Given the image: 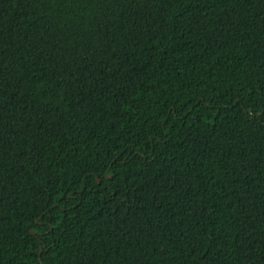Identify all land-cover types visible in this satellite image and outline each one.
<instances>
[{
  "label": "trees",
  "instance_id": "1",
  "mask_svg": "<svg viewBox=\"0 0 264 264\" xmlns=\"http://www.w3.org/2000/svg\"><path fill=\"white\" fill-rule=\"evenodd\" d=\"M0 264H264V0H0Z\"/></svg>",
  "mask_w": 264,
  "mask_h": 264
}]
</instances>
